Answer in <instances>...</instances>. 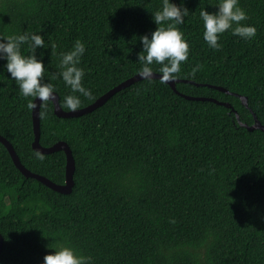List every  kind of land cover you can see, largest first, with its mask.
Here are the masks:
<instances>
[{
	"label": "trees",
	"instance_id": "16d2710c",
	"mask_svg": "<svg viewBox=\"0 0 264 264\" xmlns=\"http://www.w3.org/2000/svg\"><path fill=\"white\" fill-rule=\"evenodd\" d=\"M144 70L264 125V0H0V134L34 173L65 181V152L32 147L38 94L81 108ZM180 93L145 77L74 117L44 99L39 142L68 144L73 186L0 142V264H264V131Z\"/></svg>",
	"mask_w": 264,
	"mask_h": 264
},
{
	"label": "water",
	"instance_id": "95a60500",
	"mask_svg": "<svg viewBox=\"0 0 264 264\" xmlns=\"http://www.w3.org/2000/svg\"><path fill=\"white\" fill-rule=\"evenodd\" d=\"M145 77L159 78V79L163 80L165 83H167L168 85H170V87L173 90H175L177 93H180V92L176 89V86H175L176 82L183 80V81H188V82L194 83L193 80L172 78L169 75L164 74V73H158V72H154L151 70H144V71H140V72L136 73L135 75L125 79L124 81L120 82L119 84L111 87L106 92L101 94L98 98H96L93 102H91L88 105H85L84 107H81V108L64 110L59 104V97H58L57 93H55L53 91H47L45 93L38 94L34 98L33 103H32V112H31L33 132H34V139L32 141V147H33V149H35L36 151H39L41 153H50V152L57 151V150H63L65 152V156H66L65 181L62 184H57V183L51 181L49 178H47L43 175L34 173V172L30 171L29 169H27L19 160V157L16 154L12 144L5 137H3L1 134H0V142H2L4 144V146L7 148L15 166L25 176L34 177L37 180H39L40 182L49 186L50 188H52L56 191H59L61 193H68L71 191L72 186H73L74 158H73L70 147L68 146V144L65 141L60 140V141H57L53 145H50V146H43L40 144V142H39V135H40L39 112H40L41 102L44 99L52 100L53 105H54V113L60 117L79 116L81 114L90 112L93 109H95L96 107L102 105L113 93H115L117 90L121 89L122 87H124V86H126V85H128V84H130L136 80H140L142 78H145ZM206 85L212 86V87H214L218 90L224 91L226 93H231L233 95L239 96L242 103L245 106H248L246 96L238 94L236 92H230L229 90H227L226 88H224L222 86L212 85V84H206ZM180 94L183 95L184 97L188 98V99L211 100V101H215L219 104H223V105L229 107L235 113L236 119L240 123V125L245 126L248 130H252L254 128H259L262 131H264V125L261 124V122L258 120L257 116L255 115V113L252 111L251 108H249V109L252 112L254 121L252 124L248 125V124H246L240 120L239 113L237 112V110H235L233 108V106L229 102L218 101V100L211 98V97H198V96L185 95L182 93H180ZM1 247H2V236L0 234V251H1Z\"/></svg>",
	"mask_w": 264,
	"mask_h": 264
}]
</instances>
